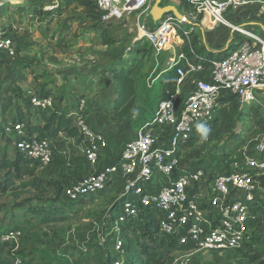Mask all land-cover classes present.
I'll return each instance as SVG.
<instances>
[{
	"label": "built area",
	"instance_id": "1",
	"mask_svg": "<svg viewBox=\"0 0 264 264\" xmlns=\"http://www.w3.org/2000/svg\"><path fill=\"white\" fill-rule=\"evenodd\" d=\"M100 13L101 23L133 20L140 40L157 54L183 47L190 41L193 30L211 32L217 27L229 28L234 38L243 41L225 56L207 58L191 51L192 59L183 52L170 62L177 78L175 88L162 99L154 116L145 122L120 153L119 160L99 169L103 153L108 150L106 137L92 130L84 119L85 102L77 114V127L82 134V153L92 169H98L73 182L65 190L69 201L97 196L111 184L121 189L124 200L119 216L110 214L114 225L111 233L117 236L113 264H126L125 245L119 236L121 224L140 218L143 210L154 207L162 213L161 235L177 237L181 245L192 249L179 253L170 264H194L199 252L221 253L241 249L252 233L248 223L255 218V208L264 200V136L252 150L247 148L227 158L217 175L209 179L205 170L196 164L186 166L182 152L191 137L200 136L197 123L212 126V120L223 107L220 100L234 97L241 104L255 103L264 112V38L242 26H235L225 15L237 12L251 0H181L187 10L182 19L165 15L156 26L150 27L147 17L153 0H91ZM61 0H0V13L26 3L40 4L44 11H53ZM234 15H232L233 17ZM131 51V49H129ZM14 41L0 31V55L14 58ZM189 83L191 92L183 94ZM32 109L49 110L54 100L29 93ZM9 132L17 134L16 147L43 166L54 158L53 143L47 138L29 137L23 123L10 124ZM164 183L153 185L156 178ZM115 186V185H114ZM19 231L0 237L13 242ZM16 264H23L19 259Z\"/></svg>",
	"mask_w": 264,
	"mask_h": 264
},
{
	"label": "rangeland",
	"instance_id": "2",
	"mask_svg": "<svg viewBox=\"0 0 264 264\" xmlns=\"http://www.w3.org/2000/svg\"><path fill=\"white\" fill-rule=\"evenodd\" d=\"M173 3L178 4L176 1ZM38 6V16L33 13L35 6L32 3L16 5L0 13V31L7 33L17 48L14 58L0 55V84L14 85L28 97L30 92L36 93L41 84L53 81V88L64 91L67 95L66 104L74 108L78 106L75 93H85L86 107L94 104L99 110L83 114L84 119L92 130L102 133L109 143V149L102 157L105 166L114 160L124 145L133 138L140 127L138 122L145 115V122L149 121L159 102L172 91L170 83L176 76L170 62L176 54H185L184 47L175 46L173 51L157 54L140 40L133 20L112 22L110 33L117 42L114 46L104 47L99 41L103 27L91 28V24L82 19L84 12L81 8L60 9V6L49 11L52 15H46L48 11H44L42 5ZM225 17L235 26L241 25L264 38V0H251L249 5L241 7L237 12L228 13ZM223 30L229 32L225 27ZM215 34L218 33L211 35ZM208 42L211 45V36L208 37ZM142 46L143 52L151 53L145 70L137 81L138 113L132 118L114 122L108 115L114 92L107 71L116 66L127 67V58L133 56L136 49ZM210 47L216 48L214 45ZM227 48V45H222L217 50L222 52ZM212 55L216 57L217 54ZM98 112L102 114L99 115ZM249 113L247 106L229 97L217 123L210 127L212 131L208 139H200L184 150L183 162L207 165L218 171L227 161L226 156L238 155L245 148L252 150L256 141L264 136V131L253 129ZM260 113L264 116L262 108ZM13 117V110L5 114L0 105V126L9 128ZM8 133L14 137L13 132ZM53 151L52 162L43 166L37 173L44 182L64 181L67 182L66 186H69L98 170L92 169L83 158L82 142L63 137L59 141H53ZM162 183L164 181L159 177L154 180L153 185L159 188ZM33 194V191H24L18 195L7 196L0 199V205H10ZM120 195L119 185L110 186L105 192L98 194L92 204L64 223L29 228L22 227L19 222V228L16 230L21 236L13 241L16 246L12 251L13 257L21 260L23 264L30 261V264H56V259L63 255L69 264H108L109 255L112 261L115 259L114 245L118 239L111 233L113 224L108 220V216L117 202L120 204L114 216L122 213L124 200L120 199ZM63 199L67 200L65 196ZM2 216L3 213L0 214V219ZM12 230L8 223L0 222V237ZM179 255H175V258ZM254 257L255 260L252 259ZM192 260L194 264L263 262L264 219L262 227L250 234V239L241 249L221 253L199 252Z\"/></svg>",
	"mask_w": 264,
	"mask_h": 264
},
{
	"label": "trees",
	"instance_id": "3",
	"mask_svg": "<svg viewBox=\"0 0 264 264\" xmlns=\"http://www.w3.org/2000/svg\"><path fill=\"white\" fill-rule=\"evenodd\" d=\"M172 1L178 2L180 11L182 9L187 10L186 4L181 0H163V3L164 5H168L171 4ZM61 3L63 5L65 4L64 8L63 5H60ZM60 4V9L69 7L81 8L84 12L82 19L90 23L91 28L103 27V32L99 38L100 45L109 47L116 44V39L113 38L110 33V29L112 28L111 23H101L100 13L93 1L61 0ZM38 5L40 4H34L35 10L33 13L36 16L39 15V11L36 9L39 7ZM45 14L52 15L53 13L46 12ZM148 24L152 25L153 23L149 20ZM4 35L8 37V34L5 32ZM61 41L62 38H60L59 43H61ZM242 41V37L234 38L231 44L237 46ZM60 45L61 44H59V46ZM183 47L186 56L190 59H192L191 51H194L199 57H213L212 53L206 50L199 30L195 29L191 32L190 41L186 42ZM231 49L232 47L220 52L218 57L225 56ZM143 51V46L136 49L135 54L127 58V67L116 66L107 71V77L110 80V86L114 92V98L108 110V115L114 122L132 118L138 113L137 81L143 74L151 53ZM170 80H172L171 77ZM172 81L170 86L173 91L177 78H174ZM53 84V81L47 84H41L40 87L37 88L36 93L32 92L41 97L53 98V108L46 111L32 109L29 96L27 97L26 93L20 88H16L11 84L6 86L0 84V105L2 112L6 114L10 110H13L14 117L12 123L25 124L26 132L29 137L37 136L39 138H47L51 140L52 143L53 141L63 139V137L67 140H77L81 142L83 137L77 127V117L75 114L81 102L87 100V95L85 93H75L78 106L74 108L70 104H66L67 95L64 91L53 88ZM230 98L234 97L232 96ZM227 101L228 98L220 100V105L224 107ZM244 105L250 110L248 115L250 120L253 121V129L264 131V116L260 113L261 107L255 103H246ZM98 110L99 107H95L94 104H90L87 107L85 105L83 114L85 115L89 111L97 112ZM97 114L100 115L102 112H98ZM220 114L221 110L216 113L215 118L212 120V126L217 123ZM151 116L153 117L154 115ZM146 118L147 116L145 115L138 122L140 127L145 123ZM7 129L8 127L0 126V199L11 195H18L20 192L24 191H33L34 194L24 200H17L10 205L1 204L0 214L3 213L0 219L1 223H8V227H11L13 229L12 231L19 228V222H21L22 227L43 228L68 221L71 216L79 214L86 206L94 202L97 196L82 198L78 201H69L67 198V200H64L63 196H65V190L68 187L66 186L67 182H44L40 179L37 173L43 165L27 154L19 151L15 143L17 134L13 132V137L8 133ZM199 140L200 136L191 137L183 149L187 150ZM120 153L116 155L114 160H111L107 165L105 164V166L102 161V168L116 163L120 158ZM231 156L232 155H228L225 158ZM184 164L186 166L193 165ZM101 166L99 167L100 170L102 169ZM201 167L208 174L209 179L217 175L220 170L219 168V170L216 171L207 165ZM114 185L116 186L118 184H111L106 190ZM119 204L120 202L115 203L110 210L112 215H114ZM255 212L257 213L255 218L248 223V227L252 233L262 227L264 219V200L261 208H255ZM161 219L162 213L154 207H149L143 210L140 218L128 219L125 223L121 224L119 239H121L125 245L126 264H169V262L174 259L175 255L192 249L191 245H181L175 236L161 235ZM112 224L114 225L113 221ZM114 238H117V236H114ZM15 247L14 242H5L0 239V264H16V259L12 255V251ZM252 259L255 260L256 257ZM113 262L114 260L112 261L109 255L108 264H113ZM30 263L31 261L27 264ZM55 263L69 264L65 255L57 258ZM259 264H264V261Z\"/></svg>",
	"mask_w": 264,
	"mask_h": 264
},
{
	"label": "crops",
	"instance_id": "4",
	"mask_svg": "<svg viewBox=\"0 0 264 264\" xmlns=\"http://www.w3.org/2000/svg\"><path fill=\"white\" fill-rule=\"evenodd\" d=\"M173 2H175V1H172L171 4H174ZM174 5H176V4H174ZM176 6L179 7V4H177ZM184 11H185V9H182L180 12H184ZM232 18H234V16ZM223 27H225V26L217 27L215 30H213L211 32H209V31L208 32H201V36L203 35L202 42L205 45L206 50L208 52L218 55L220 53V51L217 50L218 48H220L222 45L223 46L224 45L229 46L231 44V42H232L231 32H230L229 28L225 27V29L227 28L229 31V32H226L225 30H223ZM215 32H217L218 34L211 35L212 33H215ZM210 36H211V45L216 46V48L210 47L211 45L208 42V37H210ZM189 85H190L189 83H186L183 86V94L185 96L191 92L192 87H191V85L190 86Z\"/></svg>",
	"mask_w": 264,
	"mask_h": 264
},
{
	"label": "water",
	"instance_id": "5",
	"mask_svg": "<svg viewBox=\"0 0 264 264\" xmlns=\"http://www.w3.org/2000/svg\"><path fill=\"white\" fill-rule=\"evenodd\" d=\"M167 14H173L177 19L183 18L178 6L174 4L164 5L163 0H154L147 17L156 26Z\"/></svg>",
	"mask_w": 264,
	"mask_h": 264
},
{
	"label": "clouds",
	"instance_id": "6",
	"mask_svg": "<svg viewBox=\"0 0 264 264\" xmlns=\"http://www.w3.org/2000/svg\"><path fill=\"white\" fill-rule=\"evenodd\" d=\"M196 129L200 135L201 141H206L212 131V129L209 126H207L205 123H197Z\"/></svg>",
	"mask_w": 264,
	"mask_h": 264
}]
</instances>
